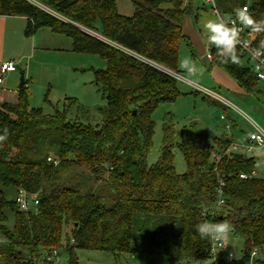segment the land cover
Wrapping results in <instances>:
<instances>
[{
	"label": "trees",
	"instance_id": "1",
	"mask_svg": "<svg viewBox=\"0 0 264 264\" xmlns=\"http://www.w3.org/2000/svg\"><path fill=\"white\" fill-rule=\"evenodd\" d=\"M39 2L45 8L30 0H0V15L26 17L28 37L47 27L70 38L74 52L105 58L107 68L95 70L94 76L107 105L100 110L101 123L93 126L69 119L75 105L78 112H88L71 98L51 114L31 107L26 84L18 89L16 102L0 100V134L7 130L0 141V263L54 264L47 256L61 247L71 261L78 248L207 260L210 241L196 233V225L205 221L228 222L230 233L242 237L245 254L264 246V178L251 176L255 158L231 150L227 135L191 132L177 141L168 118L160 156L148 163L153 113L181 95L178 79L155 64L181 72L183 21L194 11L192 0H133V16L122 15L117 0ZM217 2L227 15L248 4L252 16L264 21V0ZM246 30L259 47L264 32ZM237 51L240 64L234 65L212 48L211 67H221L248 94L264 96V82L247 54ZM175 146L184 156V173L175 168ZM50 154L60 158L57 165L48 161ZM75 168L88 172L91 184L84 190L65 185V176ZM243 173L249 177L242 178ZM221 180L225 202L216 208ZM5 189L37 193V211H21ZM112 192L116 201L109 207Z\"/></svg>",
	"mask_w": 264,
	"mask_h": 264
},
{
	"label": "rangeland",
	"instance_id": "2",
	"mask_svg": "<svg viewBox=\"0 0 264 264\" xmlns=\"http://www.w3.org/2000/svg\"><path fill=\"white\" fill-rule=\"evenodd\" d=\"M37 1V0H36ZM42 1V0H39ZM37 1L38 3H40ZM250 0H247L249 2ZM41 4V3H40ZM119 12L125 16H133L135 13V6L133 0H117ZM197 6L203 10L200 11L199 21L196 22L195 16L193 18V26L197 30L201 28V33L205 36L207 33L203 30L202 25L209 19H213L210 8L202 5L200 0L197 1ZM207 7L208 12L204 11ZM203 7V8H202ZM44 8V6H43ZM209 8V9H208ZM195 12V11H194ZM200 25V27H199ZM185 27V26H184ZM14 30V29H13ZM44 30V31H43ZM18 34L14 36L16 44L12 48L5 49L0 52V57L13 60L17 63V70L13 73L4 75L6 85L4 86L9 92L16 94L21 82L22 74L26 80V87L29 94V103L31 107L42 108L46 113H54V107L63 108L65 99L71 98L75 100L81 109L87 110L86 113L77 111V106H73L68 110V117L71 121L78 119L83 123H90L93 126L100 124L103 116L101 109L107 105V94L95 83L94 71L99 69H106L107 62L105 58L97 54L91 53H77L70 49V39L62 34H55L49 28H44L35 35L34 40L36 44L45 45L44 47L37 46V52L31 58V44L32 39L23 37L24 32L17 30ZM198 32V31H197ZM48 34V36L46 35ZM46 47V48H45ZM30 48V49H29ZM26 49L28 52H25ZM191 51L188 42H182L180 51V68L183 61L188 60L195 63L197 67V76L186 79V74L182 70L180 78L178 79V89L180 91L190 94L193 91L194 95H183L177 98L174 102L162 103L153 113L155 121V134L153 139V147L148 155V163L151 165L155 163L161 152L163 143V125L164 121L172 118L174 127L177 133V141H181L183 136L189 133L208 132L213 136L230 135L229 131L224 128L212 131L208 128V120H197L202 108L209 110H217V105L212 103L209 99L204 97L202 90H198L195 86H200L206 90H212L222 94L219 91V86L211 84L212 79L209 73L208 60L201 57V53H197L195 48ZM22 59V62H21ZM40 61V63H39ZM19 62V63H18ZM21 62V63H20ZM1 65V64H0ZM246 65V60L243 61ZM167 69V68H166ZM182 69V68H181ZM170 70V69H167ZM223 70V69H222ZM172 71V70H170ZM221 72H225L224 70ZM226 73V72H225ZM182 78V79H181ZM191 85V86H190ZM212 85V86H211ZM190 86V87H189ZM213 87V88H212ZM197 92V93H196ZM3 89L0 87V94ZM0 95V96H1ZM207 96V95H205ZM15 100V99H14ZM13 100V101H14ZM16 101V100H15ZM229 115L239 123L242 130L247 129V121L236 111L226 107ZM248 115H254L248 109H243ZM253 117V116H252ZM254 118V117H253ZM258 122V120L254 118ZM261 152H246V156L254 157L256 162V172L258 177L264 178V155ZM264 153V152H263ZM174 165L178 173H184L187 170V165L184 156L180 149L175 146L173 149ZM65 176V185L74 186L84 190L89 184L88 172L83 168H75L71 173ZM99 183V182H97ZM99 183L98 185H100ZM96 182L93 188L96 189ZM105 192H109L107 186L103 187ZM12 199L16 198V192L12 189H5ZM107 194L106 196H109ZM116 197L112 192V198L106 200L110 207L114 204ZM7 227L13 226V217L10 214ZM3 237L0 233V241ZM227 245L234 250L238 258L243 255L244 242L242 237L235 236L232 233L228 234ZM57 258H54V264H209L206 259H184L180 256L173 255H154V254H138L131 255L128 253L115 255L113 253L78 248L74 251L73 262L71 261L70 253L65 247L57 249Z\"/></svg>",
	"mask_w": 264,
	"mask_h": 264
},
{
	"label": "crops",
	"instance_id": "3",
	"mask_svg": "<svg viewBox=\"0 0 264 264\" xmlns=\"http://www.w3.org/2000/svg\"><path fill=\"white\" fill-rule=\"evenodd\" d=\"M197 1L198 0H192L193 10L195 12L193 11L192 14L186 15L184 18V21H183V32L186 36L185 40L188 42V46L191 47L192 52L194 51V49H193V47H194L197 53H201V57H204L208 60V65H209L208 68H209V73H210L209 75L212 79L211 84L213 85V87L219 86L218 87L219 91L232 104L238 106L239 108H243V109L249 108L248 110L254 114V115L251 114L250 115L251 117L253 116L254 118H256L258 120L264 119V96L256 97L254 95L248 94L247 92H245L244 89H242L239 86L237 81L235 79H233L225 70L224 71L226 73L221 72V71H223L221 67H219V66L211 67V62H212L211 49L214 48L215 46L209 45L207 42V35L204 36L201 33V28H199V30H197L196 28H194V26L192 24L193 23L192 15L195 16V20H196V22H198L199 16H200L199 15L200 11H203L197 6ZM202 5H204V4L202 3ZM203 9H204V11L208 12L207 7L205 8V6H204ZM210 12H211V10H210ZM211 15H212V18L215 19L212 12H211ZM26 24H27V18L26 17L0 15V52L7 49V47L10 49L13 47V45L16 44L14 36L18 32L17 30H22V32H24L25 28H26ZM199 27H200V25H199ZM44 28H47V27L40 28L35 35H37L39 33V31L41 29H44ZM35 35L32 37H28L25 34H23V37H26L27 39L28 38L32 39V44L30 47L31 48V50H30L31 55L30 56H32L31 58H33V56H35V54L37 52V46H39V47L45 46V45H41L40 43H39V45L36 44V46L35 45L33 46V44L36 41V40H34ZM46 35L48 36V34H46ZM57 35H59V34H57ZM70 42H71L70 49H72V51H73L71 39H70ZM29 49H26L25 52H28L27 50H29ZM209 57H211V59H209ZM9 61H13V60L12 59L9 60L8 58L3 59L0 57V64H2L4 62H9ZM21 62H22V59H21ZM39 63H40V61H39ZM180 70L182 71L181 68H180ZM8 73H13V72H8ZM5 85H6V81L4 84H0V87L3 89V92H4V93H2V95L0 94L1 95L0 100L1 101H7V102H16L17 101V93L13 94L12 92H9L4 87ZM180 92H181V95L179 97H181L183 95H186V96L194 95L193 91H191L190 94H187L186 92H183V91H180ZM202 93H204V92H202ZM205 95L206 94L204 93V97H206V99H209L212 103L217 105V107H216L217 110H215V111L209 110V109H206L205 107H203L202 112L199 113L200 115L198 116L197 120H203V119L208 120V121H206L208 128L211 129L212 131H215V132L217 130H220V129L225 127V129L227 131H229V134H230L227 136L232 139L233 144L246 141L248 138L249 132L252 129L250 127V125L247 123V125H248L247 129L242 130V127L239 125V123L237 121H235L233 118H231V116L229 115V113L227 111V108H224V104L220 103L219 101L215 100L214 98H212L208 95L207 96H205ZM204 132H206V131H204ZM234 151L246 153L243 150H234ZM254 152H261L260 155H264V153H263L264 150H261L258 148L255 149L254 151H252V153H254Z\"/></svg>",
	"mask_w": 264,
	"mask_h": 264
},
{
	"label": "built area",
	"instance_id": "4",
	"mask_svg": "<svg viewBox=\"0 0 264 264\" xmlns=\"http://www.w3.org/2000/svg\"><path fill=\"white\" fill-rule=\"evenodd\" d=\"M30 1L38 4L43 8V5L38 3L36 0H30ZM182 1L184 2V4H187L190 0H182ZM201 1L205 6H208L210 8L215 18L217 16L228 17L230 19L235 18V14H231V15L225 14L222 8L219 6L217 0H201ZM243 7H247L249 10L248 4H245ZM236 27L238 29H241L239 35H240V40L243 42V46L238 44L237 49H240L247 54L248 58L252 63V70L255 73L256 77L260 81L264 82V79L261 78V76H264V64L260 63V60L264 59V49H260L258 46L255 45L254 37L247 32L246 27L240 26L239 23H237ZM255 51H259L261 55L259 57H254L253 52ZM155 65L163 70L168 71L177 79L180 78V74L174 71L167 70L165 67L160 66L158 64ZM16 70H17L16 62L9 61L2 63L0 65V84L5 83V79H4L5 74H7L8 72H14ZM195 87L198 90H202L206 95L214 98L215 100L219 101L220 103L224 104L225 106L239 113L252 128L251 131L249 132L247 140L244 142L232 144L231 146L232 150H243L245 152H252L257 148L264 150V119L263 122L261 123L256 121L254 118L248 115L244 110L229 102L224 97L223 94L217 93L212 90L203 89L200 86H195ZM48 161L57 165L60 162V158H58L54 154H50L48 157ZM257 175L258 174L256 171H253L251 174V176H257ZM240 176L242 178L249 177V175L244 173L241 174ZM221 181H220V186L218 188V201L216 208H219L225 202L223 196L224 191L222 188L224 186V182L222 181L221 183ZM16 203L21 211L28 212V211H37L40 202L37 193H31L25 189H19V191L16 194ZM227 239L224 241V244L226 245L224 249L218 246L219 242H210V247L208 249V257H207V260L210 262L209 264H219L222 261L231 262L240 259L237 257L236 252L228 247ZM230 254H231V259L229 258ZM57 255H58L57 249L53 250L52 253L47 256V261H54V258H57ZM241 258L244 259L243 264H259L261 260H264V246H256L247 254L243 252Z\"/></svg>",
	"mask_w": 264,
	"mask_h": 264
},
{
	"label": "clouds",
	"instance_id": "5",
	"mask_svg": "<svg viewBox=\"0 0 264 264\" xmlns=\"http://www.w3.org/2000/svg\"><path fill=\"white\" fill-rule=\"evenodd\" d=\"M235 18L217 16L215 19L207 20L203 25V30L207 33V42L209 45H214L219 50V54L224 58L223 62L234 65L240 64L241 54L237 51V45L243 46L240 40V30L236 27L239 23L242 27H247L253 32H264V21L256 20L249 12L247 7L238 8L234 10ZM260 49H264V40L259 44ZM259 51L253 52L254 57H259ZM211 59V57H209ZM264 64V59L260 60ZM182 70L186 74V79L197 76V67L195 63L185 60L181 64ZM264 79V76H261ZM7 138V130L0 134V141ZM222 183V181H221ZM232 231V226L228 222H201L196 225V233L200 239L208 240L210 242H219L218 246L222 249L226 247L224 241L228 234ZM231 259V254L229 256Z\"/></svg>",
	"mask_w": 264,
	"mask_h": 264
},
{
	"label": "water",
	"instance_id": "6",
	"mask_svg": "<svg viewBox=\"0 0 264 264\" xmlns=\"http://www.w3.org/2000/svg\"><path fill=\"white\" fill-rule=\"evenodd\" d=\"M25 84H26V80H25L24 74H22L19 89L23 88L25 86Z\"/></svg>",
	"mask_w": 264,
	"mask_h": 264
}]
</instances>
